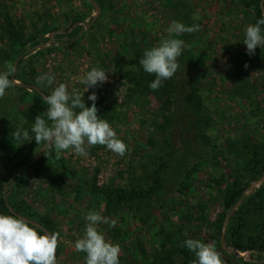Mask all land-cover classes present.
Listing matches in <instances>:
<instances>
[{
  "label": "rangeland",
  "instance_id": "1",
  "mask_svg": "<svg viewBox=\"0 0 264 264\" xmlns=\"http://www.w3.org/2000/svg\"><path fill=\"white\" fill-rule=\"evenodd\" d=\"M247 3L0 0V71L12 64L16 72L9 78L18 81L0 99V199L11 187L14 203L51 222L49 231L16 215L43 232H59L57 264H85L86 254L74 244L83 236L89 211L108 218L98 228L119 244L120 264H183L179 252L189 251L182 246L187 239L213 244L224 264H264V251L257 246L237 247L264 234V175L259 174L264 168V46L247 54L245 29L254 24ZM172 21L200 26L178 37L188 47L169 79L177 87L174 95L168 101L134 93L126 76L139 68L137 54L167 38ZM67 32L70 43L59 39ZM20 57L24 63L18 67ZM92 67L105 70L108 81L84 93L79 78ZM43 74L54 75L52 87L65 83L69 91L75 87L84 93L87 107L95 92L102 108L97 115L126 143L125 156L100 145L88 147L85 157L70 149L53 158L54 146L43 151L31 133L35 117L47 109L34 91H52L36 83ZM195 90L203 103L199 112L187 101ZM17 128L29 132L23 144L13 140ZM3 144L15 150L16 164L44 157L46 169H30L18 186ZM155 175L161 178L156 195L109 205L107 196L117 191L149 190ZM242 191L247 201L226 210L227 198Z\"/></svg>",
  "mask_w": 264,
  "mask_h": 264
},
{
  "label": "clouds",
  "instance_id": "2",
  "mask_svg": "<svg viewBox=\"0 0 264 264\" xmlns=\"http://www.w3.org/2000/svg\"><path fill=\"white\" fill-rule=\"evenodd\" d=\"M264 18L255 24H249L245 29L243 39L247 54L254 55L256 48L264 46ZM200 30L198 24L186 26L182 22L172 21L167 28L169 36L160 41L157 46L146 49L139 65L144 72L154 75L155 79L149 84L153 91L162 87L164 81L171 79L180 65L178 58L188 47L181 37ZM176 37V38H174ZM248 67L247 64L244 65ZM6 70L0 71V99L6 95V90L14 88L18 81L10 79L16 68L6 63ZM108 81L105 70L92 67L79 83L85 86V92L98 84ZM36 83L52 87L55 84L53 74H43L37 77ZM83 94L73 87L69 91L65 83L52 87L51 94L43 96L47 109L35 117L31 133L37 145L43 144V151L54 146L55 158L60 159L64 152L72 150L78 157L88 155L87 148L100 145L109 151L125 156L128 152L126 143L121 140L111 124L101 119L97 113L95 92L88 96L91 107L85 105ZM29 132L17 128L13 132V140L25 143ZM87 221L82 238L75 241L77 252L86 254L85 264H120L121 248L119 244L106 239L99 230L100 224H108V218L97 211H89L85 215ZM112 221L111 226L115 227ZM59 232H43L30 224L29 221L15 215L0 214V264H57V249L59 247ZM195 259L192 264H224L221 253L213 244L204 243L197 239H187L182 244Z\"/></svg>",
  "mask_w": 264,
  "mask_h": 264
},
{
  "label": "trees",
  "instance_id": "3",
  "mask_svg": "<svg viewBox=\"0 0 264 264\" xmlns=\"http://www.w3.org/2000/svg\"><path fill=\"white\" fill-rule=\"evenodd\" d=\"M89 1L92 3H96V0H89ZM99 6L102 9L101 4H99ZM247 6L253 8L254 24L256 23V21L258 19L264 18V8H263L262 0H248ZM262 27H264V26H262ZM69 33L70 32H67L66 36H63V37H62V35H60L59 39H66L67 42L70 43V40L67 38L70 35ZM18 38H19V36H18ZM142 56H143V52H140V54H137L138 58H142ZM21 57H20V60L18 61V67H20L24 63V59H21ZM126 77L133 84L134 93L140 94V95L145 96V97L155 95L157 97H161V99H162V97L168 98V101H170L169 99L172 97V95H174L173 88H174V90L177 88V87L175 88V86H173L174 85L173 81L166 80L165 83L162 85V87H160L158 90H156V91L151 90L149 88V84L155 78L153 77V75H149L146 72H144L143 68L140 65H139V68L136 70V72L131 73V74H127ZM18 88L21 89V87H19V86H18ZM195 92H196V90L193 91V94H190V97L187 98V101L192 106L193 110L199 112L202 110L203 103H202L201 98L197 94H194ZM34 95H35L36 100H38L40 103L41 102L43 103V95L44 94L42 92L35 90ZM97 109H98V111H100V109H102V108L100 106H98ZM2 150H3V154L5 155V158H7L11 163H14V165H15L13 168V171H16V174L18 176H16L14 178V182L18 186L24 185L23 182L21 181L22 180L21 178L27 172H29L30 169H32V170L39 169L40 172L42 170L44 171L46 169L48 162H47V159H45L44 157L37 160L35 162V164L32 165V167H30L29 169H25V168L29 167L31 164V160L29 158L22 159L21 162L19 161L18 164H16L18 156L14 155L15 150L11 147H8V145H6V144L5 145L3 144ZM52 157L55 158L54 154ZM259 174H260V176L264 175V168H263L262 172H259ZM160 179L161 178L159 175H155V182H154L155 186L151 187L149 190L142 191V190L137 189L135 191H132L131 193H127L124 190H120V191L115 192L116 196H114L113 198L111 196H107V200L110 202L109 205L111 204L112 200L114 201L113 203H116L117 205H119V204H121V202H124V201L129 202V201H134V200L146 199L149 197L151 198L152 196L156 195L161 189ZM95 189H97V188H95ZM12 191L13 190L10 187V189L0 199V214L15 215V216L18 214V215L26 217L27 219H30L32 221H39L40 224L45 229L51 231L52 230L51 222L48 219L37 217L35 214H32L29 210L25 209L21 204H19L18 201H17V203L16 202L14 203V198H12L13 195H10L12 193ZM13 194H14V192H13ZM100 194H102V193H100ZM233 194H234L233 196L232 195L229 196L227 198V200L225 201L226 210H228L230 212H232V210L235 207H237L239 204L243 205L247 201L243 191L238 193V194H237V192H233ZM12 209L15 211V214L11 211ZM229 222L231 223L232 219H230ZM37 230L40 231L41 234H43L42 230H40L38 228H37ZM256 246L259 249L264 251V234L260 235L256 239L251 238L249 240V245H247V246L238 245L237 247L239 249L245 251L249 248L250 249L251 248H257ZM179 253L183 257V264H192V261L195 259V256L190 251H187L185 249H181ZM162 264H166V262H164ZM173 264H174V262H173Z\"/></svg>",
  "mask_w": 264,
  "mask_h": 264
},
{
  "label": "water",
  "instance_id": "4",
  "mask_svg": "<svg viewBox=\"0 0 264 264\" xmlns=\"http://www.w3.org/2000/svg\"><path fill=\"white\" fill-rule=\"evenodd\" d=\"M89 27H90V26H89ZM36 161H37V159H35L30 165L34 164ZM33 225H35L36 227L41 228V227H40L38 224H36V223H33Z\"/></svg>",
  "mask_w": 264,
  "mask_h": 264
}]
</instances>
